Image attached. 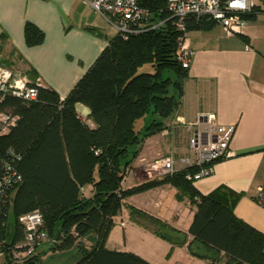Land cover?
<instances>
[{
	"label": "trees",
	"instance_id": "16d2710c",
	"mask_svg": "<svg viewBox=\"0 0 264 264\" xmlns=\"http://www.w3.org/2000/svg\"><path fill=\"white\" fill-rule=\"evenodd\" d=\"M166 1L142 0L140 5L150 11L148 25L162 22L126 38L115 33L63 99L56 91L40 87L35 101L6 100L4 106L19 118L0 136V153L10 148L20 154L17 166L22 177L2 232L6 245L23 238L18 215L38 208L49 233L76 230L78 237L67 234L50 247L65 249L75 243L80 257L72 264H152L134 252L109 249L105 241L124 198L169 183L177 188V199L186 196L195 206L186 232L128 205L131 218L173 245L186 243L190 254L211 263L264 264V233L235 216L227 190L200 193L186 178L194 168L121 186L143 139L160 132L165 127L162 119L178 106L187 76V68L175 55L178 31L167 18ZM214 22L189 17L186 26L206 28ZM43 35L33 23H25L26 44L39 43ZM145 64L151 70L138 71ZM77 102L88 107L94 127L77 115ZM86 185L91 187L88 195L82 191ZM88 232L95 233L96 239L85 248L80 237ZM38 259L39 254H34L21 264H35Z\"/></svg>",
	"mask_w": 264,
	"mask_h": 264
},
{
	"label": "crops",
	"instance_id": "0c3cea01",
	"mask_svg": "<svg viewBox=\"0 0 264 264\" xmlns=\"http://www.w3.org/2000/svg\"><path fill=\"white\" fill-rule=\"evenodd\" d=\"M253 13L246 18L241 33L227 34L216 22L206 28L187 29L194 54L182 82L180 102L171 115L162 119L165 127L143 139L124 177L127 183L123 179L121 186L126 188L146 180L144 163L159 155L172 152L179 157L187 154L189 122L212 112L217 121L235 124L230 141L233 154L214 161L212 171L193 184L202 194L218 188L227 190L235 216L264 233V206L255 199L257 187L264 180V10ZM26 22L43 32L39 43L26 44ZM114 34L112 27L86 0H0V65L25 72L31 79L40 78L44 87L56 91L60 99L93 64ZM75 110L82 121L95 126L88 116L87 106L77 102ZM90 188V185L82 188L85 195ZM177 194L176 187L163 183L128 195L120 212L113 217L105 246L137 253L126 248V235L159 238L132 218L129 227L125 220H116L129 213L128 205L161 220L182 219V230L186 232L195 206L186 196L177 199ZM115 233L117 239L121 237L123 241L121 248L113 241L109 243ZM95 239L96 234L88 232L80 237V242L89 248ZM74 244L70 247H75ZM193 246L200 248L196 243ZM178 249L197 258L201 264L210 262L190 254L186 243L174 247L175 253ZM51 251L42 246L35 254H39L41 260ZM158 263L171 264V261Z\"/></svg>",
	"mask_w": 264,
	"mask_h": 264
},
{
	"label": "built area",
	"instance_id": "2783aa9c",
	"mask_svg": "<svg viewBox=\"0 0 264 264\" xmlns=\"http://www.w3.org/2000/svg\"><path fill=\"white\" fill-rule=\"evenodd\" d=\"M142 0H86L100 14L116 34L126 38L129 34L155 27L148 21L150 11L140 5ZM168 17L178 31L175 55L182 67L190 66L194 50L190 47L186 22L189 17H206L219 23L227 34L241 33L246 23L245 14L264 10V0H167ZM44 87L40 78L31 79L25 72L0 65V136L7 134L17 123L19 115L4 106L8 98L23 102L35 101L38 89ZM264 95V89H263ZM187 138L188 153L176 157L172 152L159 155L143 165V176L147 179L162 177L174 171L192 167L186 178L195 181L212 171V163L233 154L230 141L235 133V124H224L216 120L215 114L204 113L189 122ZM20 154L8 148L0 153V258L12 264H21L34 255L42 246L57 245L67 234L78 237L74 227L68 232H48L38 208L24 212L17 217L23 229V238L12 245H6L2 235L7 225L8 210L15 188L21 181L18 170ZM256 201L264 206V180L258 185Z\"/></svg>",
	"mask_w": 264,
	"mask_h": 264
},
{
	"label": "rangeland",
	"instance_id": "374dc122",
	"mask_svg": "<svg viewBox=\"0 0 264 264\" xmlns=\"http://www.w3.org/2000/svg\"><path fill=\"white\" fill-rule=\"evenodd\" d=\"M145 70H151L150 65L145 64L142 67L138 69V71H145ZM129 178V177H128ZM127 178L124 179V183H127ZM125 220L127 222V227H129L131 222V216L129 213L122 214V216L116 220ZM164 222H168V224L172 227L181 228L179 230L183 231L182 228L184 227V221L182 219L180 220H164ZM185 232V231H184ZM114 238L109 240L110 245L113 241L114 244H116V247L121 248L123 245V241L121 242V237L123 238L121 232L120 239H117L116 233L113 234ZM153 239V240H151ZM146 238L141 235H126L124 237V240L126 242V248L129 250L137 251V255L141 256L142 258L146 259L152 264H159V261H171V264H201L197 258L189 256V254H185L182 252V250L178 249L175 253L174 247L178 245H173L169 241L159 237L154 238L151 237ZM167 243H170L171 246L167 248ZM118 244V245H117ZM122 244V245H121ZM173 245V246H172ZM75 247H68L65 249H57L58 251L56 253L53 250L49 253V255L44 256L41 260L38 259V261L35 264H72L74 263L79 257L80 254L77 252V246L74 244ZM172 247V250L170 248ZM50 249V248H49ZM121 250V249H120ZM151 258V259H150ZM207 263V262H206ZM0 264H12V262L7 260L6 258H0ZM208 264H223V262H216L211 263L208 262Z\"/></svg>",
	"mask_w": 264,
	"mask_h": 264
}]
</instances>
